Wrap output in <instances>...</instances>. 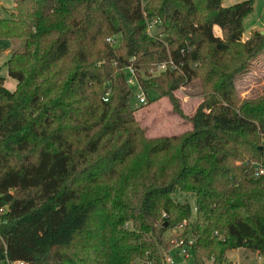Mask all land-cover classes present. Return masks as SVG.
<instances>
[{"label":"trees","instance_id":"trees-1","mask_svg":"<svg viewBox=\"0 0 264 264\" xmlns=\"http://www.w3.org/2000/svg\"><path fill=\"white\" fill-rule=\"evenodd\" d=\"M222 2L15 0L0 17V38L23 40L15 89L0 76V262L164 264L166 232L192 216L177 193L196 208L180 236L193 264L264 256V95L235 85L264 34L243 38L254 0ZM128 68L176 109L172 91L199 79L192 129L146 137Z\"/></svg>","mask_w":264,"mask_h":264},{"label":"rangeland","instance_id":"rangeland-1","mask_svg":"<svg viewBox=\"0 0 264 264\" xmlns=\"http://www.w3.org/2000/svg\"><path fill=\"white\" fill-rule=\"evenodd\" d=\"M12 0H2L4 7L10 4ZM243 0H223L224 6L232 5ZM3 17H9L7 12H3ZM149 29V33L157 32L159 29L154 21V26ZM250 30L264 31V0H254L252 12L244 19V36L249 35ZM15 50H20L23 45V40L16 39ZM20 42V43H19ZM18 44L21 46L18 47ZM166 68L161 65L155 70H150L151 76H158ZM3 72L6 73L7 80L10 77L7 66L3 67ZM11 78V77H10ZM146 78V77H145ZM127 79H131L132 83L128 86L134 90L131 106L135 109L134 117L144 129L146 137L156 138L180 135L192 129V124L189 118L194 114L197 107L203 101L204 90L199 79L186 81L178 88L172 91V94L177 99V109L168 96H159V94L150 89L144 92L138 85V82L129 70L127 69ZM9 81V80H8ZM235 85L240 98H256L264 95V50L251 62L247 71L237 76ZM10 91L15 87H11L9 83L5 85ZM145 96L146 102L140 103L139 96ZM174 199L178 202H184L186 199L190 201L192 208V216L188 219L192 221L195 214V206L193 198L190 195L175 194ZM6 207H2L0 214L5 212ZM184 229V228H183ZM183 229L174 228L166 232V237H173L172 245L167 251L176 250L175 246H179L180 240H185L188 243L193 242V238L189 236L187 239L180 238L183 234ZM177 243V244H176ZM191 248V247H190ZM191 250V249H190ZM212 257L205 259L204 264H212ZM175 264H193L191 252L187 258H179ZM223 264H264V256L259 253L249 252L239 248L227 251L224 256Z\"/></svg>","mask_w":264,"mask_h":264},{"label":"built area","instance_id":"built-area-1","mask_svg":"<svg viewBox=\"0 0 264 264\" xmlns=\"http://www.w3.org/2000/svg\"><path fill=\"white\" fill-rule=\"evenodd\" d=\"M154 26V21L148 24V30L152 29L151 27ZM150 31V30H149ZM148 31V32H149ZM172 63V62H170ZM173 66V65H172ZM162 68H166V64H161ZM129 72L134 76V72L131 68H128ZM128 83H132L131 79H127ZM107 95V94H106ZM139 102L140 103H145L146 102V97L145 96H139ZM104 100H107L106 98ZM263 171H260V173H262ZM195 208V207H194ZM2 207L0 208L1 211ZM196 210V208H195ZM165 216V215H164ZM188 219H184L183 221H181L179 224L176 225L175 228L177 229H183L187 224H188ZM177 244V243H176ZM192 243H188L185 240H180L179 242V246H175L176 250H172V251H166L164 254V264H175V262L179 259V258H187L190 255V247H191ZM0 264H22V262H15V263H10L9 261H4V262H0Z\"/></svg>","mask_w":264,"mask_h":264},{"label":"crops","instance_id":"crops-1","mask_svg":"<svg viewBox=\"0 0 264 264\" xmlns=\"http://www.w3.org/2000/svg\"><path fill=\"white\" fill-rule=\"evenodd\" d=\"M14 1L15 0H12L10 4L6 5L7 7H4L2 0H0V17H3V12H7V14H9V11H11L14 5ZM252 32L253 31L250 30L249 35L247 37H249ZM217 33L219 34V31ZM244 35L245 34H243V38H247ZM16 45L17 44L14 40L8 38H0V76L4 79V86L9 83L11 87H15L17 83L15 79L10 77L8 78V81L6 73H4L2 70L4 66H7L6 63L10 58L12 52L15 50ZM19 46H21V44H18V47Z\"/></svg>","mask_w":264,"mask_h":264},{"label":"water","instance_id":"water-1","mask_svg":"<svg viewBox=\"0 0 264 264\" xmlns=\"http://www.w3.org/2000/svg\"><path fill=\"white\" fill-rule=\"evenodd\" d=\"M260 34H264V31H260Z\"/></svg>","mask_w":264,"mask_h":264}]
</instances>
